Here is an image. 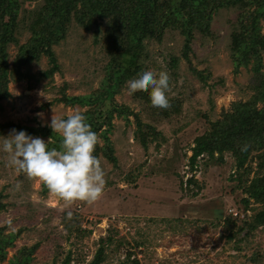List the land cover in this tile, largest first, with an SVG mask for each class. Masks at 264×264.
I'll return each instance as SVG.
<instances>
[{
	"label": "rangeland",
	"instance_id": "1",
	"mask_svg": "<svg viewBox=\"0 0 264 264\" xmlns=\"http://www.w3.org/2000/svg\"><path fill=\"white\" fill-rule=\"evenodd\" d=\"M42 3L43 0L26 1L22 8L37 9ZM236 21V9H219L212 16L210 35L193 31L189 62L181 55L184 39L178 31L167 29L159 42L145 41L147 56L140 59L141 69L151 67L168 73L169 105L173 101L179 104V109L169 113V106L147 104L135 98L134 92L129 93L125 84L114 97L117 103L139 114L141 122L160 132L162 138L143 149L134 132L133 117L128 115V121L115 117L109 139L117 165L100 158L105 183L95 200L65 202L49 190L42 194L43 183L15 169L8 163V155L0 151V201L5 204L0 212V227L6 226L4 232L21 230L13 246L5 248V258L0 264L12 260L22 246L34 244L38 247L28 264H62L68 252L69 264H75V258L86 264L100 239L114 231H117L113 234L114 241L106 245L101 264L124 260L125 249L118 252L115 248L120 237L130 245H139L137 249L133 246L132 252L140 256L141 264H264V226L241 241L237 238L242 234L227 239L228 228L224 224L227 214L242 217L237 200L243 195L232 191L235 182L228 179L234 172L232 158L226 154L225 163L216 165L206 164L202 155L191 171L188 164L194 138L204 133L209 122L217 120L232 102L245 101L252 93L251 64L233 72L230 33L237 26ZM93 28L85 31L70 23L65 37L52 45L59 70L51 78L37 75L49 66L47 58L41 55L28 65L35 76L30 83L8 84L10 97L0 101V124L10 122L51 129L48 121L53 114L66 117L74 109L85 110L54 100L63 86L67 95H86L101 82L108 62L101 38L104 22L97 38ZM16 38L19 45L30 38L25 24H19ZM16 50V45L8 46V63ZM172 57L178 58L176 66L170 65ZM191 68L209 73L206 84L196 78ZM12 129L11 126L0 129V136H7ZM190 178L198 187L186 184ZM248 209L253 215L261 207L250 200ZM68 212L79 215L81 228L89 230L88 233L79 237L73 231L68 235L65 228L71 223Z\"/></svg>",
	"mask_w": 264,
	"mask_h": 264
},
{
	"label": "trees",
	"instance_id": "2",
	"mask_svg": "<svg viewBox=\"0 0 264 264\" xmlns=\"http://www.w3.org/2000/svg\"><path fill=\"white\" fill-rule=\"evenodd\" d=\"M26 1L33 0H0V101L10 97L8 84L11 81L30 83L35 76L28 70V65L41 55L47 58L49 66L38 72V77L51 78L59 70L52 45L65 37L71 22L85 31L94 27L95 38L104 22L101 38L108 62L98 87L86 95L70 96L63 86L59 90L60 96L54 101L69 107L78 105L85 108L82 113L97 135L93 154L98 156L99 161L104 158L113 166L117 165V160L109 135L115 117H123L126 121L128 115L133 117L134 132L143 149L162 138L160 132L141 122L139 114L118 104L114 98L126 81L141 69L140 59L147 56L145 41L159 42L167 29L178 31L184 39L181 55L189 62L193 31L210 35L213 14L219 9H236L237 26L230 33L233 72L237 73L239 67L251 64L253 80L249 88L252 93L245 101L232 102L228 109L221 111L217 120L209 122L204 133L194 138L188 164L191 171L202 155L206 158V164L223 165L226 154L232 158L234 172L228 179L235 182L232 191L237 190L243 195L237 200L242 217L227 214L224 224L228 228V240L242 234L240 239L237 238V241H241L258 227L264 226V0H43L39 8L30 10L22 8ZM19 24H25V29L30 33V38L20 45L16 38ZM10 44L16 45L17 50L8 63L7 48ZM177 62V57L170 59L171 66H176ZM191 71L206 84L208 72L195 68H191ZM28 86L31 88V85ZM145 91L138 90L133 95L149 104V95ZM169 107V113H176L179 104L170 101ZM6 126L17 131L23 129L31 135L46 136L49 138L48 147L60 148V135L47 127H27L8 122L0 124V129ZM244 145L247 148L241 151ZM196 183L192 178L186 182L198 187ZM42 191V194L48 191L44 184ZM250 200L261 207L253 215L248 213ZM4 208L5 204L0 201V212ZM70 219L71 223L65 225L68 235L73 231L79 237L88 233L89 230L81 228L77 213L71 214ZM5 227H0V262L5 258V248L13 246V240L21 231L4 232ZM114 232L100 239L91 260L86 264H101L104 261L106 245L114 241ZM37 247V244L22 246L7 264H28ZM138 247V244L130 245L120 237L115 242V248L118 252L121 248L125 249L124 260L116 264H141L140 256L132 252V248ZM236 248L239 249L238 246ZM70 261L71 254L68 252L62 264H69ZM80 261L81 258H75V264L83 263Z\"/></svg>",
	"mask_w": 264,
	"mask_h": 264
},
{
	"label": "clouds",
	"instance_id": "3",
	"mask_svg": "<svg viewBox=\"0 0 264 264\" xmlns=\"http://www.w3.org/2000/svg\"><path fill=\"white\" fill-rule=\"evenodd\" d=\"M169 76L164 70L154 71L151 67L140 69L126 81L129 93L148 89L153 106L167 108L166 95ZM37 115H40L39 113ZM48 126L59 133L60 148L48 147L39 136L21 129H12L0 140V151L8 155V163L29 177L38 178L47 189L65 202L73 200H95L104 186V171L94 147L97 135L86 122L80 110L74 109L66 117L52 115ZM242 146L241 151L246 150ZM71 216V212L67 213Z\"/></svg>",
	"mask_w": 264,
	"mask_h": 264
}]
</instances>
